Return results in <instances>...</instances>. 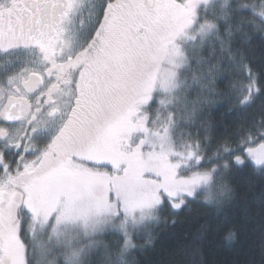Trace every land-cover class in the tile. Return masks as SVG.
Segmentation results:
<instances>
[{
	"label": "snow or ice",
	"instance_id": "6c2138e0",
	"mask_svg": "<svg viewBox=\"0 0 264 264\" xmlns=\"http://www.w3.org/2000/svg\"><path fill=\"white\" fill-rule=\"evenodd\" d=\"M194 203L160 264H264V0H0V264H144Z\"/></svg>",
	"mask_w": 264,
	"mask_h": 264
},
{
	"label": "trees",
	"instance_id": "16d2710c",
	"mask_svg": "<svg viewBox=\"0 0 264 264\" xmlns=\"http://www.w3.org/2000/svg\"><path fill=\"white\" fill-rule=\"evenodd\" d=\"M224 111L223 108L219 109L217 117H223ZM214 214L212 206L201 207L195 203L192 204L181 215L176 228L165 231L155 242V247L143 253L144 264H160L161 261H167L169 256L176 251L174 248L175 238L205 220L211 221ZM226 236V231H220L215 224H212L205 238L202 256L208 261V264H234L239 245L235 241H228Z\"/></svg>",
	"mask_w": 264,
	"mask_h": 264
}]
</instances>
